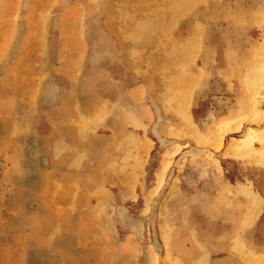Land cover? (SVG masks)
I'll list each match as a JSON object with an SVG mask.
<instances>
[{
	"label": "rangeland",
	"instance_id": "obj_1",
	"mask_svg": "<svg viewBox=\"0 0 264 264\" xmlns=\"http://www.w3.org/2000/svg\"><path fill=\"white\" fill-rule=\"evenodd\" d=\"M263 76L264 0H0V264H264Z\"/></svg>",
	"mask_w": 264,
	"mask_h": 264
},
{
	"label": "bare ground",
	"instance_id": "obj_2",
	"mask_svg": "<svg viewBox=\"0 0 264 264\" xmlns=\"http://www.w3.org/2000/svg\"><path fill=\"white\" fill-rule=\"evenodd\" d=\"M181 6V5H180ZM181 8H183V6H181ZM182 10V9H181ZM255 16V15H254ZM257 17V16H256ZM169 28V27H168ZM198 43H200V41L198 42ZM199 45V44H198ZM195 46V45H194ZM196 47H198V46H196ZM194 52V51H193ZM198 54H199V52H198ZM172 61V60H171ZM213 61V60H212ZM209 62V61H208ZM214 67V66H213ZM229 68V67H228ZM225 71V70H224ZM264 77V76H263ZM188 88H190L189 86H188ZM239 88V87H238ZM262 90V89H261ZM191 92V91H190ZM190 97H191V95H190ZM191 98H189L188 97V95H186V100L183 102V105H184V109L185 110H187V107H188V104H189V100H190ZM240 99V98H239ZM245 99V98H244ZM260 104V103H259ZM262 106V105H261ZM184 111V110H183ZM263 112V113H262ZM259 111V112H256V113H254V115L256 116V118L254 117V115L252 116V118L251 117H249V119H251V120H255V119H257L258 118V120H259V118H260V116H264V110L263 111ZM233 114V113H232ZM242 114V113H241ZM187 117V116H186ZM244 118H248V117H244V116H238V117H232L230 120H227L226 118H223V119H220L219 121V124H218V126L217 127H219L218 128V133H219V136H222L227 130H229V129H232V128H234L235 127V125H238L239 126V124L241 123V120H243ZM263 119V118H262ZM190 120V119H189ZM241 125V124H240ZM193 128V127H192ZM199 128V127H198ZM238 128V127H237ZM239 128H240V126H239ZM193 129H195V128H193ZM233 130V129H232ZM263 130V129H262ZM193 131V130H192ZM228 132V131H227ZM194 133H195V130H194ZM209 134H211V133H209ZM208 134V135H209ZM195 135V134H194ZM212 135H213V133H212ZM224 136V135H223ZM222 136V137H223ZM208 137V136H207ZM234 138V137H233ZM206 139H208V138H206ZM220 139V138H219ZM254 140H259V141H263L264 142V132L263 131H258V130H256V129H254V128H249L248 130H247V132L244 134V136L243 137H240V138H234V139H232L229 143H228V145H227V147H226V149H227V151H226V153H232V154H234V155H243L244 153H246V152H250V154L253 156V157H255V158H258V159H261L262 158V160L264 161V146H262V147H260V148H255V147H253L252 146V144H253V142H254ZM209 142V141H208ZM221 142V139H220V141H219V143L217 144L218 145V147L220 146V143ZM210 143V142H209ZM263 156V157H262ZM262 166V165H261ZM164 167H165V165H164ZM159 180V179H158ZM237 182H238V180H237ZM160 184H162L161 182H160ZM239 184V183H238ZM235 185V184H234ZM233 185V186H234ZM231 187V186H230ZM243 187V186H242ZM241 187V188H242ZM244 187H246L245 185H244ZM248 187V186H247ZM229 188V187H228ZM232 188V187H231ZM236 188V187H235ZM238 188V187H237ZM240 188V187H239ZM244 189H248V188H244ZM241 190V189H240ZM173 191H175V190H173ZM172 191V192H173ZM243 191V190H242ZM241 191V192H242ZM248 191V190H247ZM246 191V192H247ZM251 191V190H250ZM171 192V191H170ZM229 192V191H228ZM254 192V191H253ZM252 191L249 193V194H251V193H253ZM258 192V191H257ZM256 194V193H255ZM251 195H253V197H254V194H251ZM259 195V194H258ZM258 197H260V195L258 196ZM254 199H256L255 197H254ZM260 200V199H259ZM251 203H252V201H251ZM250 203V204H251ZM254 204H256V202L254 203ZM250 206H252V208H250V209H252L253 210V208H255V207H253V205L251 204ZM258 206V205H257ZM243 207V206H242ZM260 207V206H259ZM257 209H258V207H257ZM256 211V210H255ZM258 211H260V210H258ZM244 214V213H243ZM252 215H253V213H251ZM250 214V215H251ZM255 214V213H254ZM256 214H257V212H256ZM255 214V215H256ZM250 215H247V217H249ZM172 218V217H171ZM236 220V219H235ZM240 222V221H239ZM242 222V221H241ZM244 222V221H243ZM162 225V224H161ZM245 225H247V223L245 224ZM163 226V225H162ZM240 226V225H239ZM242 226V225H241ZM164 227V226H163ZM167 227V226H166ZM243 227V226H242ZM169 230H171V229H169ZM168 230V231H169ZM192 230V229H191ZM165 233H167V232H165ZM169 233V232H168ZM172 233V232H171ZM191 234H193V233H191ZM186 235V234H185ZM194 235V234H193ZM173 236V235H172ZM170 237V236H169ZM196 237H197V235H196ZM259 263H261V262H259Z\"/></svg>",
	"mask_w": 264,
	"mask_h": 264
},
{
	"label": "crops",
	"instance_id": "obj_3",
	"mask_svg": "<svg viewBox=\"0 0 264 264\" xmlns=\"http://www.w3.org/2000/svg\"><path fill=\"white\" fill-rule=\"evenodd\" d=\"M227 145H228V144H227ZM226 147H227V146H226ZM226 151H227V149L225 148V152H226ZM227 154H230V153H227ZM231 155H234V154L231 153ZM262 157H263V156H262Z\"/></svg>",
	"mask_w": 264,
	"mask_h": 264
}]
</instances>
